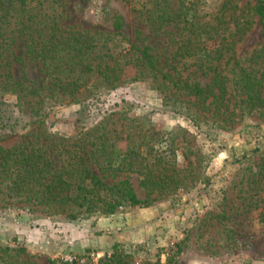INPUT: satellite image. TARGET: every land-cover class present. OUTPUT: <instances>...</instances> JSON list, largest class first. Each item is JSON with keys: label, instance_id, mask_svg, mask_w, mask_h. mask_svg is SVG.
Wrapping results in <instances>:
<instances>
[{"label": "rangeland", "instance_id": "rangeland-1", "mask_svg": "<svg viewBox=\"0 0 264 264\" xmlns=\"http://www.w3.org/2000/svg\"><path fill=\"white\" fill-rule=\"evenodd\" d=\"M140 2L65 0L59 25L76 32L115 33L113 22L120 17L118 32L125 39L121 40L122 47H128L126 42L149 47L164 74L176 64L173 55L186 32L182 24L157 27L138 16L133 9L140 7ZM255 2L200 0L199 15L202 21L216 17L227 20L234 11L239 13L235 5L240 9ZM222 5L225 11L220 10ZM223 37L224 45L235 42L232 51L243 67L264 68V53L252 62L248 60L264 45L257 16L239 41L233 34ZM218 43L219 39L209 42L208 48ZM223 67L225 71L233 69V58L226 66L221 63ZM192 70L194 67L188 72ZM13 74L40 89L25 99L0 93L3 150L37 142L47 146L60 165L61 160L72 157L71 152L90 151L94 128L108 115H123L125 120L114 124L117 129L122 124L123 129L116 147L125 150L127 144L133 146L125 134L127 127L134 126L129 120L135 119L136 126L153 128L148 130L150 145L155 144L177 169L186 171L188 181L186 187L169 195L152 192L148 200L153 202L147 207H120L106 216L87 213L73 220L61 214L47 216L46 212L53 210L20 202L12 194L3 204L2 194L1 246L24 249L21 258L26 264H114L110 260L114 245L128 256L127 264H264V113L242 114L231 98L201 116L192 115L166 99L150 79L135 78L134 68L125 69L122 83L115 89H101L95 98L80 103H61L63 91L51 86L35 63L24 66L17 62ZM196 77L191 75L189 80ZM197 79L201 84L208 82V78ZM229 84L233 86L231 79ZM85 162L109 186L127 181L139 200L147 198L139 185L143 176L138 172L101 171L95 163ZM29 230L43 234L42 240Z\"/></svg>", "mask_w": 264, "mask_h": 264}, {"label": "trees", "instance_id": "trees-1", "mask_svg": "<svg viewBox=\"0 0 264 264\" xmlns=\"http://www.w3.org/2000/svg\"><path fill=\"white\" fill-rule=\"evenodd\" d=\"M199 1L142 0L140 7L133 9L157 27L182 24L181 29L186 32L173 55L176 64L162 74L158 59L149 47L129 42H126L128 47H122L121 40L125 39L118 32L122 27L120 17H115L113 22L115 33L76 32L59 25L65 0H0V93L25 99L40 89L36 83L13 74L17 62L24 66L35 63L51 86L63 91L61 103L65 100L80 103L95 98L101 89L113 90L122 83L125 69L134 68L135 78L150 79L166 99L173 100L192 115L201 116L231 98L234 107L239 104L240 113L263 114L264 68L243 67L232 51L235 42L224 45L222 36L233 34L239 41L257 16L264 38V0H256L253 6L240 9L235 5V10H239L237 15L234 11L227 20L216 17L210 21H202ZM222 9L225 11L223 5ZM117 35L119 40L114 39ZM217 39L216 47L208 48V43H215ZM263 53L264 45L253 51L248 60L252 62ZM231 58L233 69L220 68L221 63L226 66ZM190 67L194 70L188 72ZM191 75L208 78V82L201 84L196 78L189 80ZM230 79L233 86L229 84ZM114 115H108L94 128L90 151L71 152L72 157L61 160L60 165L47 146H39L37 142H27L9 150L0 147V177L3 178L0 195L5 194L1 196L2 203L7 204L9 199L5 198H11L12 194L20 202L53 210L47 211V216L61 214L73 220L87 213L106 216L120 207H147L153 202L148 200L152 192L165 196L186 187V171L177 169L155 144L150 145L152 138L148 130L153 128L136 126L135 119L129 120L134 126L127 127L125 140L129 139L133 146L127 144L125 150L117 148L116 141L122 139L123 129L122 124L119 129L114 124L125 118L123 115L114 118ZM85 160L95 163L101 171L138 172L143 176L139 185L147 192V198L139 200L127 181L109 186L90 171ZM118 250L114 245L110 260L114 264H127L128 256ZM22 253V248L0 245V264H26Z\"/></svg>", "mask_w": 264, "mask_h": 264}, {"label": "crops", "instance_id": "crops-1", "mask_svg": "<svg viewBox=\"0 0 264 264\" xmlns=\"http://www.w3.org/2000/svg\"><path fill=\"white\" fill-rule=\"evenodd\" d=\"M29 233H33V235H36V237L40 240H42V238H43V234H41V233H39V232H37V231H32V230H29ZM40 240V241H41Z\"/></svg>", "mask_w": 264, "mask_h": 264}]
</instances>
